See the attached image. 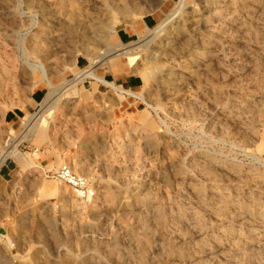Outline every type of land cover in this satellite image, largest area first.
<instances>
[{
  "label": "rangeland",
  "instance_id": "1",
  "mask_svg": "<svg viewBox=\"0 0 264 264\" xmlns=\"http://www.w3.org/2000/svg\"><path fill=\"white\" fill-rule=\"evenodd\" d=\"M9 135L0 264H264V0H0Z\"/></svg>",
  "mask_w": 264,
  "mask_h": 264
},
{
  "label": "built area",
  "instance_id": "2",
  "mask_svg": "<svg viewBox=\"0 0 264 264\" xmlns=\"http://www.w3.org/2000/svg\"><path fill=\"white\" fill-rule=\"evenodd\" d=\"M11 142L10 135L3 141L0 138V157L9 153L12 146ZM10 159L11 157H7L4 165ZM56 178L64 185L70 187L82 202L88 204L96 198V190L89 178L76 172L69 164L62 165L58 169Z\"/></svg>",
  "mask_w": 264,
  "mask_h": 264
},
{
  "label": "crops",
  "instance_id": "3",
  "mask_svg": "<svg viewBox=\"0 0 264 264\" xmlns=\"http://www.w3.org/2000/svg\"><path fill=\"white\" fill-rule=\"evenodd\" d=\"M86 85L85 86V90L88 91L89 93H98L102 91V88L104 87H109L112 88L110 86H108L107 84L103 83V82H99L97 80L91 79V81H86ZM88 86V87H87ZM136 87H138V83L134 80H131L128 84H127V88L130 91H134L136 89ZM118 88V87H117ZM119 91L120 93H126L128 94L127 96L130 95V92L123 89L122 87H119ZM130 97H135V96H130ZM19 116H15L12 118V122H15L17 120ZM21 152L17 150V153L15 152L12 155H9V157H11L12 159L14 158V160L12 161H8L5 165L3 164V166L0 168V176L3 178H11L13 176V174L15 173V171L18 168V160H20L21 157ZM18 158V159H17ZM18 162V163H17Z\"/></svg>",
  "mask_w": 264,
  "mask_h": 264
},
{
  "label": "bare ground",
  "instance_id": "4",
  "mask_svg": "<svg viewBox=\"0 0 264 264\" xmlns=\"http://www.w3.org/2000/svg\"><path fill=\"white\" fill-rule=\"evenodd\" d=\"M5 160V157L0 160V166L4 164Z\"/></svg>",
  "mask_w": 264,
  "mask_h": 264
}]
</instances>
